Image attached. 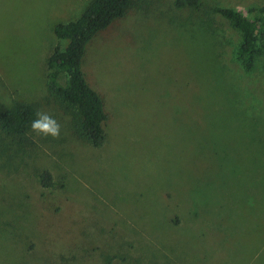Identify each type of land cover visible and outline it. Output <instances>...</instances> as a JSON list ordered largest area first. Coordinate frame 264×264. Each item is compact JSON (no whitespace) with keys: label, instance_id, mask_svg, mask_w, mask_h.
I'll list each match as a JSON object with an SVG mask.
<instances>
[{"label":"rangeland","instance_id":"374dc122","mask_svg":"<svg viewBox=\"0 0 264 264\" xmlns=\"http://www.w3.org/2000/svg\"><path fill=\"white\" fill-rule=\"evenodd\" d=\"M90 1L0 0V115L23 102L61 126L24 146L0 131V264H264V56L246 72L212 12L264 0H133L83 60L107 114L98 148L49 89L54 27Z\"/></svg>","mask_w":264,"mask_h":264},{"label":"trees","instance_id":"16d2710c","mask_svg":"<svg viewBox=\"0 0 264 264\" xmlns=\"http://www.w3.org/2000/svg\"><path fill=\"white\" fill-rule=\"evenodd\" d=\"M200 0H175L176 8L201 9ZM133 6V0H91L80 17L54 27V35L66 41L63 50L56 48L48 60L49 89L61 102L77 108L81 122L77 135L94 148L103 144L104 123L107 114L103 100L96 89L85 79L83 60L89 43L113 22L125 17ZM214 14L224 18L232 28L240 32L242 40L237 59L246 72L253 70L258 56H264V6L247 13L231 8H214ZM64 80V84L62 81ZM34 105L14 102L0 115V131L23 144L36 119ZM52 174L41 171L38 180L42 187L51 188Z\"/></svg>","mask_w":264,"mask_h":264},{"label":"clouds","instance_id":"9594fccd","mask_svg":"<svg viewBox=\"0 0 264 264\" xmlns=\"http://www.w3.org/2000/svg\"><path fill=\"white\" fill-rule=\"evenodd\" d=\"M30 130L43 138L51 137L52 139H59L61 126L56 119L38 110L36 112V119L31 122Z\"/></svg>","mask_w":264,"mask_h":264},{"label":"crops","instance_id":"0c3cea01","mask_svg":"<svg viewBox=\"0 0 264 264\" xmlns=\"http://www.w3.org/2000/svg\"><path fill=\"white\" fill-rule=\"evenodd\" d=\"M54 186H56L55 184L52 186V187H54ZM44 188V187H43Z\"/></svg>","mask_w":264,"mask_h":264}]
</instances>
